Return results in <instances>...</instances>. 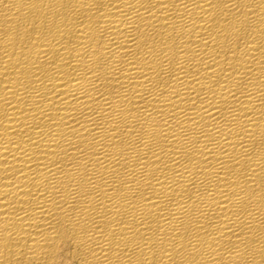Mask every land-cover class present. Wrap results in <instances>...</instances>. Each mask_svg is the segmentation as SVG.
Masks as SVG:
<instances>
[{
	"label": "bare ground",
	"instance_id": "1",
	"mask_svg": "<svg viewBox=\"0 0 264 264\" xmlns=\"http://www.w3.org/2000/svg\"><path fill=\"white\" fill-rule=\"evenodd\" d=\"M0 264H264V0H0Z\"/></svg>",
	"mask_w": 264,
	"mask_h": 264
}]
</instances>
